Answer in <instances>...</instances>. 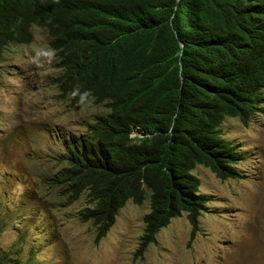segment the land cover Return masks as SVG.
I'll list each match as a JSON object with an SVG mask.
<instances>
[{
    "label": "trees",
    "instance_id": "16d2710c",
    "mask_svg": "<svg viewBox=\"0 0 264 264\" xmlns=\"http://www.w3.org/2000/svg\"><path fill=\"white\" fill-rule=\"evenodd\" d=\"M32 27L48 34L61 90L106 109L62 146L80 221L98 242L148 195L139 247L182 214L192 239L210 202L192 171L240 178L241 150L219 128L246 126L264 102V0H0V55Z\"/></svg>",
    "mask_w": 264,
    "mask_h": 264
},
{
    "label": "rangeland",
    "instance_id": "374dc122",
    "mask_svg": "<svg viewBox=\"0 0 264 264\" xmlns=\"http://www.w3.org/2000/svg\"><path fill=\"white\" fill-rule=\"evenodd\" d=\"M30 44L0 55V258L6 264H264V102L243 126L226 118L223 139L241 150L240 178L220 181L203 166L192 173L210 202L190 238L186 215L161 228L142 250L149 197L127 202L100 241L81 222L87 206L63 190V145L103 106L63 92L48 35L32 27ZM135 134H133L134 136Z\"/></svg>",
    "mask_w": 264,
    "mask_h": 264
},
{
    "label": "clouds",
    "instance_id": "9594fccd",
    "mask_svg": "<svg viewBox=\"0 0 264 264\" xmlns=\"http://www.w3.org/2000/svg\"><path fill=\"white\" fill-rule=\"evenodd\" d=\"M37 28V27H36ZM41 29V28H40ZM44 30V29H43ZM48 35V34H47ZM32 41V40H31ZM31 43V42H30ZM29 43V44H30ZM133 134H135L134 136H133ZM136 136H139V137H141L139 134H137V133H132L131 134V137L133 138V137H136ZM203 214V213H202ZM179 218V217H178ZM176 219V218H175ZM173 220V219H172ZM170 224V223H169ZM158 234V233H157Z\"/></svg>",
    "mask_w": 264,
    "mask_h": 264
},
{
    "label": "bare ground",
    "instance_id": "6f19581e",
    "mask_svg": "<svg viewBox=\"0 0 264 264\" xmlns=\"http://www.w3.org/2000/svg\"><path fill=\"white\" fill-rule=\"evenodd\" d=\"M32 30V29H31ZM239 104V103H238ZM241 108V107H240ZM218 143V142H217ZM215 145V144H214ZM218 146V145H217ZM222 159V158H221Z\"/></svg>",
    "mask_w": 264,
    "mask_h": 264
}]
</instances>
